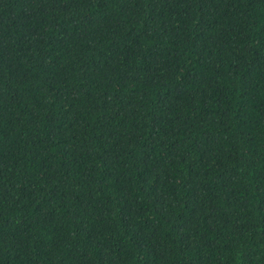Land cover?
<instances>
[{
	"label": "trees",
	"instance_id": "obj_1",
	"mask_svg": "<svg viewBox=\"0 0 264 264\" xmlns=\"http://www.w3.org/2000/svg\"><path fill=\"white\" fill-rule=\"evenodd\" d=\"M0 264H264V0H0Z\"/></svg>",
	"mask_w": 264,
	"mask_h": 264
}]
</instances>
